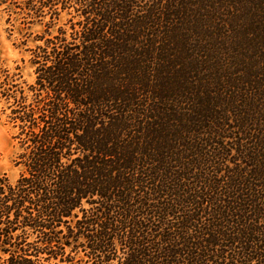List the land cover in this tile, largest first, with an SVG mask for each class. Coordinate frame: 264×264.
<instances>
[{
    "label": "trees",
    "instance_id": "trees-1",
    "mask_svg": "<svg viewBox=\"0 0 264 264\" xmlns=\"http://www.w3.org/2000/svg\"><path fill=\"white\" fill-rule=\"evenodd\" d=\"M0 7V264H264V0Z\"/></svg>",
    "mask_w": 264,
    "mask_h": 264
},
{
    "label": "rangeland",
    "instance_id": "rangeland-1",
    "mask_svg": "<svg viewBox=\"0 0 264 264\" xmlns=\"http://www.w3.org/2000/svg\"><path fill=\"white\" fill-rule=\"evenodd\" d=\"M7 12L3 11L0 7V73L3 74L4 70L7 69L10 72L19 73L20 81L32 83L35 79L34 68L29 62V52L26 50L22 40L24 36L18 32V23H15L13 31L10 24L7 22ZM41 29L40 25H35L29 32L32 35L28 38L27 45L33 46L32 36L33 33L38 32ZM23 30L22 32H25ZM2 103H0V174L4 173L11 182H15L21 171L20 166L14 164V157L18 150L12 135L15 129L11 127L6 121V116L1 111ZM44 261L46 264L48 261ZM78 264H83L79 263Z\"/></svg>",
    "mask_w": 264,
    "mask_h": 264
}]
</instances>
